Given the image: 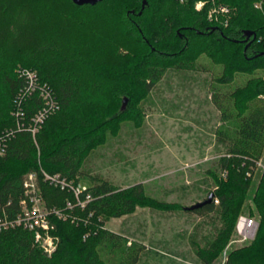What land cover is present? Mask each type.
I'll use <instances>...</instances> for the list:
<instances>
[{
    "label": "trees",
    "instance_id": "1",
    "mask_svg": "<svg viewBox=\"0 0 264 264\" xmlns=\"http://www.w3.org/2000/svg\"><path fill=\"white\" fill-rule=\"evenodd\" d=\"M65 1L76 11H96L103 4L123 0H102L94 5ZM134 1L137 6H119L111 13L118 18L124 37L144 48L130 71L133 79L141 74L140 81L126 79L125 74L119 79H99L108 70L100 57H108V52L92 36L78 33L75 51L66 54L67 49L55 38H46L44 45L29 40L18 45L13 39L16 44L10 39L3 44L0 32V135L6 143V152L0 157V216L5 211L11 219L21 209L24 180L30 172L41 175L43 169L80 179L86 173L84 157L105 140L109 127L115 129L125 117L127 107L117 110L124 97L128 104L132 102L138 83L148 90L160 72L195 61L201 54L225 63L220 82H231L237 71L264 69V13L255 6L258 0H218L232 8L227 17L219 19H209L206 8L198 10V0H146L144 8L143 0ZM36 3L43 6L39 21L50 29L56 13L63 11L56 0H23L20 4L0 0V31L10 24L8 28L18 36V24L35 12ZM84 25L92 29L94 24L84 21ZM247 31L254 34L247 38ZM18 64L22 65L15 71ZM87 69V76L79 73ZM24 70L35 72L38 85L49 88L57 103L35 134L31 126L46 100L40 89H27ZM250 79L231 94L238 110L235 131L222 130L218 137L226 148L220 159L224 177H216L218 188L210 191L214 194L211 203L189 210L198 214L219 211L222 215L224 224L212 246L215 252L225 246L245 199L251 196L254 207L250 214L259 217L256 237L234 248L227 264H264V163L258 166L264 151V102L247 104L264 97V72ZM40 185L49 208H58L71 198L69 191L41 179ZM91 189L93 200L78 212L77 224L54 218L59 241L50 255L35 241L31 229L15 226L0 231V264H135L138 249L125 247L120 234L103 229L102 219L132 213L136 206L151 200L143 183L121 188L102 179ZM114 250L118 258L111 255ZM123 251L127 256L124 261L119 258Z\"/></svg>",
    "mask_w": 264,
    "mask_h": 264
},
{
    "label": "rangeland",
    "instance_id": "2",
    "mask_svg": "<svg viewBox=\"0 0 264 264\" xmlns=\"http://www.w3.org/2000/svg\"><path fill=\"white\" fill-rule=\"evenodd\" d=\"M11 1L20 4L23 0ZM56 1L62 4L58 9L63 11H59L61 15L56 13V21H51L50 29L44 28L39 21L43 6L36 3L35 12H30L31 15L18 24L19 37L8 28L10 24L1 28L4 38L1 43L10 39L16 40L18 45L27 40L44 45L46 38H55L67 49L66 54H70L78 45V33L92 36L108 52V57H100L108 70L99 79H119L124 74L126 79L133 81L142 79L141 74L133 79L130 71L144 48L124 37L118 18L111 13L119 6H137L136 1L103 4L96 11H76L65 0ZM84 21H91L93 28L84 25ZM13 23H17V19ZM21 65L18 64L15 71ZM88 71L79 73L87 76ZM263 72V68L237 71L231 82H220L225 73V63L217 62L206 54L185 65L170 66L152 81L150 89L138 83V94L126 106L125 117L113 126L115 129L109 127L105 140L84 157L82 167L86 173L77 182L90 189L99 186L102 179H108L121 188L142 182L151 198L136 206L132 213L102 219L103 229L120 234L125 247L138 249L139 260L135 264H227L229 253L234 248L255 239L259 217L250 214L254 207L251 196L245 199L225 246L215 252L212 246L224 224L222 215L219 211L198 214L186 210L185 206L204 200L211 190L218 188L216 177H224L220 159L226 151L218 137L222 130L233 133L238 124V110L231 94ZM261 102H264L263 96L249 100L247 104ZM122 104L121 100L117 112ZM260 161L264 163V151ZM254 178L257 180L256 176ZM68 199H74V196ZM66 202L58 206L64 213L63 217L50 214L52 231L56 236L55 217L77 224L78 212L86 208L80 205L67 207ZM44 204L49 207L45 194ZM241 215L257 221L252 236L245 237L239 232ZM124 253L122 257L119 254L123 261L125 257L127 259ZM111 255L116 257V250Z\"/></svg>",
    "mask_w": 264,
    "mask_h": 264
},
{
    "label": "built area",
    "instance_id": "3",
    "mask_svg": "<svg viewBox=\"0 0 264 264\" xmlns=\"http://www.w3.org/2000/svg\"><path fill=\"white\" fill-rule=\"evenodd\" d=\"M184 1V0H180ZM263 0L255 2V6L261 9L264 13ZM198 10L206 8L209 19H219L227 17L232 8L218 0H198L196 2ZM227 18H225L226 20ZM28 80V90L36 88L41 90L46 104L34 118V124L31 126V131L35 134L39 129V124L42 123L47 114L56 108L57 103L53 99L49 88L43 85H38L36 73L30 70L22 71ZM6 152V143L4 137L0 135V157ZM258 166H263L262 161H258ZM42 182H47L55 187L69 191L74 199H67V207H75L80 205L86 207L93 200L92 191L89 186L82 185L74 179H68L61 173H50L42 169L41 175L36 172H30L26 175L23 186V194L20 199L21 209L13 218H9L5 211L4 216H0V231L10 227L22 226L34 231V238L37 243L47 253H52L56 249L58 236L53 234L52 225L50 222V214H56L63 217L64 213L56 207L44 206V192ZM218 202V200H216ZM257 221L249 216L241 215L238 220V230L245 237L252 236L256 231Z\"/></svg>",
    "mask_w": 264,
    "mask_h": 264
},
{
    "label": "water",
    "instance_id": "4",
    "mask_svg": "<svg viewBox=\"0 0 264 264\" xmlns=\"http://www.w3.org/2000/svg\"><path fill=\"white\" fill-rule=\"evenodd\" d=\"M75 4L77 5H84V4H91V5H94L96 4L97 2L99 1H102V0H72ZM145 4H146V0H143V3H142V8L145 7ZM247 34V38L249 36H251L253 33V31H247L246 32ZM128 104V98L127 97H124L123 99V104H122V108H126ZM213 192L209 193L208 196L204 199V200H201V201H198L192 205H189V206H185V209L186 210H193V209H196V208H200L202 207L203 205L205 204H208V203H211L212 200H213Z\"/></svg>",
    "mask_w": 264,
    "mask_h": 264
}]
</instances>
